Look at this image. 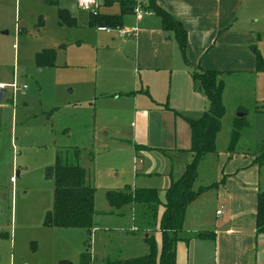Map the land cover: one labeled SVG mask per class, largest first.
<instances>
[{
  "label": "rangeland",
  "instance_id": "1",
  "mask_svg": "<svg viewBox=\"0 0 264 264\" xmlns=\"http://www.w3.org/2000/svg\"><path fill=\"white\" fill-rule=\"evenodd\" d=\"M250 1L257 11L256 26L264 27L259 6L264 0ZM58 9H67L75 24L61 25ZM88 14L78 7L77 0H0V89L5 90L0 103V264H80V255L86 252L90 264H104L109 253V258L115 259L119 253L129 258L151 251L140 235L120 231L129 228L127 216L116 221L124 226L117 223L116 229L113 223L109 227L116 230L108 233L45 224L53 209L54 191L47 171L54 165L57 151L77 149L81 153L79 164L87 173V184L96 190L94 207L100 212L107 208L105 191L133 190L138 181H134L132 170L141 168L142 163H150V170L160 173L165 146L170 144L164 116L149 114L140 126L137 117V130L140 127L147 135L148 129L150 145L161 151L131 161L130 150L120 139L131 135L132 116L109 114L94 120L92 113L100 109L98 104L127 111L132 98H106L112 80L128 75L130 64L121 57L126 49L108 45L110 37L88 25ZM128 19L130 16H121L120 26ZM261 47L264 50V41ZM49 51L53 58L46 64ZM261 58L264 61V56ZM225 84V113L215 139L218 181L234 165L257 156H263L264 162V69L250 80L232 76ZM239 108L245 110L241 119L236 118ZM237 124L239 136L229 153L227 145ZM175 170L173 167L174 174ZM257 171L264 189V164L258 165ZM216 173L206 170L201 178L209 182L213 176L217 179ZM148 183L149 188H160L159 181ZM199 184L196 181L195 186ZM158 199L161 205L165 203L162 191Z\"/></svg>",
  "mask_w": 264,
  "mask_h": 264
},
{
  "label": "crops",
  "instance_id": "2",
  "mask_svg": "<svg viewBox=\"0 0 264 264\" xmlns=\"http://www.w3.org/2000/svg\"><path fill=\"white\" fill-rule=\"evenodd\" d=\"M150 1L151 7L147 10ZM141 2L144 5V13L139 19L132 14L122 15L131 18L124 21V26H120L121 16L116 2L108 7L99 4L100 7L97 8L98 15L119 16V26L113 28L115 30L108 27L94 28L110 37L107 39L108 45L126 49L121 57L130 64L128 75L114 78L105 96L115 100L131 97L132 106L124 111L121 106L98 104L100 109L92 114L96 121L97 116L109 114L119 117L128 114L132 116L134 122L129 123V126H133L131 135L120 139L127 144L131 161L145 153H155L153 150L161 151V148L150 145L148 129L147 135L141 133L140 127L137 130V117L139 126L149 114L160 113L165 117L167 141L170 144L165 146L167 154L162 156L163 170L160 173L153 172L149 168L150 163L147 166L146 163H142L141 168L132 170L134 181H138L133 189H154L158 192L157 197L160 191L165 197V190L172 181L182 176L192 158L189 152L190 131L186 119H196L208 108L206 97L193 88L192 73L196 68L218 72L217 79L223 84V99L228 78L234 76L250 80L258 73L256 57L257 54L264 56L261 47V42L264 41V27L256 26L257 11L254 12L255 5L250 0H141ZM61 5L66 6L64 3ZM259 6L264 13V2L260 1ZM154 8L161 9L181 24L186 34L184 57L178 49L173 32L163 30L161 19ZM64 10L69 13L67 9ZM118 28H136V36L120 37L116 33ZM106 29L111 31L107 33ZM259 46L261 49H258ZM244 112V109L240 110V113ZM146 124L143 125V129ZM102 125L106 128L103 123ZM175 156L177 162L173 160ZM249 160L232 166L226 171L224 178L222 176L223 179L220 175L219 181V175L216 173L217 152L215 156L207 157L199 166L196 181H200V184L195 186V189L214 183H217V187L202 193L187 207L182 239L175 247V264H264V232H257L255 219L257 194L264 193V189L261 187L258 165L251 163L254 160L251 162ZM210 166L211 169H208ZM173 167H176L175 174ZM206 170L208 173L213 170L217 179L213 176L212 181L208 182L206 178L202 180L201 177ZM181 171V176H177L176 174ZM150 180L159 181L160 188H149ZM106 205L107 208L100 212L94 207L91 232H114L118 228L117 223L124 226L116 221L127 216L129 228H119L120 231L124 234H134V237L140 235L144 241L149 232L146 233L133 223L131 205L118 211H112L107 203ZM220 206L224 208V212L216 216L215 211ZM162 209V205L159 206L157 217L162 213ZM113 223L116 229L110 228ZM198 233H202L203 236L197 237ZM152 235L159 251L160 233L155 231ZM184 245L186 255L183 259ZM110 255L111 253L105 257L104 262ZM144 255L146 254L123 258L119 253L116 258L130 259Z\"/></svg>",
  "mask_w": 264,
  "mask_h": 264
},
{
  "label": "trees",
  "instance_id": "3",
  "mask_svg": "<svg viewBox=\"0 0 264 264\" xmlns=\"http://www.w3.org/2000/svg\"><path fill=\"white\" fill-rule=\"evenodd\" d=\"M116 2L120 15H130L135 0H102L100 6L108 7ZM49 3H52L51 1ZM99 6V7H100ZM151 1L146 7L149 10ZM160 17L163 30L174 34L178 49L184 57L186 34L181 24L161 9L154 8ZM119 16L93 15L89 12V26L116 28L119 26ZM58 20L61 25L73 26L74 19L64 9H58ZM46 64H51L53 55L46 52ZM264 69V61L259 54L256 57V70ZM218 72L196 68L192 73L193 88L202 93L208 108L196 119H186L190 131L189 152L191 161L184 169L182 176L172 181L165 190V203L162 213L157 217L160 206L157 191L154 189H133L132 191H106L104 198L112 211H118L127 205L133 207V223L144 231L149 232L144 241L150 246V252L144 256L130 259L105 260V264H175L176 243L181 240L183 221L187 207L202 193L217 187V183L195 189L199 166L209 156L216 155L215 139L220 130V120L225 113L222 101L223 84L217 79ZM238 119V118H237ZM241 119V118H239ZM240 125H234L231 131L227 150L231 153L237 143ZM64 151V150H63ZM57 151L55 163L47 171L53 180V209L45 217L47 226L76 228L87 233L93 228L95 215V188L87 184V173L79 164L80 152L73 149L69 152ZM262 155V154H261ZM263 156H257L254 163L264 164ZM257 232H264V193L257 194L256 201ZM160 233V248L157 249L153 233ZM2 234H0V237ZM201 238L203 234L198 233ZM90 255L82 253L80 264H90Z\"/></svg>",
  "mask_w": 264,
  "mask_h": 264
},
{
  "label": "built area",
  "instance_id": "4",
  "mask_svg": "<svg viewBox=\"0 0 264 264\" xmlns=\"http://www.w3.org/2000/svg\"><path fill=\"white\" fill-rule=\"evenodd\" d=\"M102 0H77V5L79 8L84 9L92 13L93 15H97V8L99 7V4H101ZM134 8L132 10V15H134L137 19L140 18V16L144 13V5L141 2V0H135ZM111 30L106 29V32L109 33ZM116 33L122 37L125 35L130 36H136L137 29H131V28H118L116 30ZM3 86V85H0ZM6 87L15 88L14 85H6ZM22 89H25V86L22 87ZM224 212V208L220 206L216 211L215 215L220 216Z\"/></svg>",
  "mask_w": 264,
  "mask_h": 264
},
{
  "label": "water",
  "instance_id": "5",
  "mask_svg": "<svg viewBox=\"0 0 264 264\" xmlns=\"http://www.w3.org/2000/svg\"><path fill=\"white\" fill-rule=\"evenodd\" d=\"M4 96H5V90L4 89H0V103L4 100ZM244 115L242 113L237 114L238 118H242Z\"/></svg>",
  "mask_w": 264,
  "mask_h": 264
}]
</instances>
